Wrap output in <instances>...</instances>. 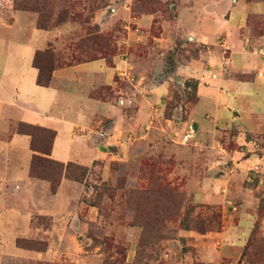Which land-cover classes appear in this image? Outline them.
Returning a JSON list of instances; mask_svg holds the SVG:
<instances>
[{"label": "crops", "instance_id": "obj_1", "mask_svg": "<svg viewBox=\"0 0 264 264\" xmlns=\"http://www.w3.org/2000/svg\"><path fill=\"white\" fill-rule=\"evenodd\" d=\"M175 6L167 19H158L157 13L131 15L127 4L121 5L122 9L114 7V15L106 16L105 9L95 12L92 24L99 33L108 29L107 20L125 18L119 23L122 33L115 41L119 52L110 62L99 57L55 66L50 84L44 87L36 83L34 55L49 48L55 39L59 42L62 30L71 27V22L42 30L36 27L35 13L13 9L12 0H0V200H23L17 206L0 204V264L51 260L50 249L63 247V240L57 241L55 235L68 232L67 226L52 227L45 252L16 246L17 238L35 233L30 228L32 213L26 197L34 200L36 192L34 180L27 174L30 138L14 131L18 123L55 131L50 150L53 160L91 167L97 161L116 158L115 154L136 142L152 141L155 135L170 139L174 128L162 122L169 121L165 110L171 87L174 81H193L195 100L186 115L193 121L195 140L205 144L216 140L220 129L231 132L236 147L230 153L223 150L224 160L218 162L226 158L229 168L244 177L253 164L264 162L262 148L252 139L264 132V64L258 53L262 41L246 34L250 16H264V0H178ZM133 27L144 33L143 41H137ZM178 40L183 45L195 42L193 45L202 50L166 71L162 56ZM134 43L141 47L142 57L129 52ZM124 71L131 79L119 76ZM235 173L226 179L237 190ZM219 180L211 179L208 185ZM12 186H18L14 193ZM64 188L62 184L50 196L55 206L42 212L53 220L68 212ZM209 191L206 202L212 196L221 197L220 189ZM243 195L246 206L253 208L255 198L248 190ZM39 203L36 200L33 205L39 208ZM222 205L225 209L223 199ZM93 209L90 206L89 221L97 219ZM240 214L241 224L232 238L228 237L234 249L244 242L252 219L250 214Z\"/></svg>", "mask_w": 264, "mask_h": 264}, {"label": "rangeland", "instance_id": "obj_2", "mask_svg": "<svg viewBox=\"0 0 264 264\" xmlns=\"http://www.w3.org/2000/svg\"><path fill=\"white\" fill-rule=\"evenodd\" d=\"M47 1V10L53 5L56 13L62 0ZM177 1L70 0L73 3L70 6L67 3V15L73 19L67 22H71V27L62 30L59 42L55 39L48 48L53 51L54 65L64 66L98 56L99 46L104 47L108 62L119 52L115 41L121 36L119 23L125 18L107 20L108 29L99 33L98 27L92 24V17L100 9H105V15L109 16L114 15V7L127 4L131 15L157 13L158 19H167L176 9ZM171 3L176 4L170 6ZM88 32L99 39L84 44ZM152 33H157L155 28ZM246 34L253 40L262 41L258 53L262 54L264 64V16H250ZM182 43L178 40L172 50L163 54L166 71H172L177 63L202 50L201 46L193 45L195 42ZM140 51L138 43L129 48L135 57H142ZM47 60L43 64H50ZM195 89L193 81H174L165 110L169 121L162 122L165 127L168 123L173 126L171 135L180 134L184 125L191 121L186 112L195 100ZM16 128L17 124L14 131ZM18 130L34 136V147H29L31 157L27 174L34 180L32 186L36 192L34 200L27 196L26 202L32 213L30 228L35 233L30 237H19L24 242V249L45 252L49 230L55 225L68 228L67 233L53 234L57 241L63 240L62 248L50 249L53 258H44L35 264H248L251 257L257 264L264 263V162L253 164L245 177L229 168L226 158L224 162H218L236 147L231 132L222 133L220 129L214 143L199 144L195 140L184 145L155 135L152 141L136 142L123 153L115 154L116 158L97 161L91 167L68 163V173H65L67 164L54 163L48 155L49 135L43 138L40 131L23 126ZM252 139L264 155V132ZM34 157H40L46 167L35 165L30 170ZM231 173L237 176L236 186L241 192H235L234 185L227 183L226 176ZM214 178L220 179L218 184L208 185ZM62 184L65 185L62 195L69 198L68 212L54 218L57 222L54 223L51 216L42 212L55 206L50 196L56 194ZM210 188L220 189L221 197L212 196L206 202ZM17 189L18 186H12L11 193ZM245 190L256 200L253 208L246 206ZM214 194L218 195L219 191ZM36 200L40 202L39 208L33 205ZM22 202L19 199L0 200V204L10 206ZM90 206L94 207L96 221L88 220ZM240 212L250 214L252 219L244 242L239 249H234L228 237L232 238L241 224Z\"/></svg>", "mask_w": 264, "mask_h": 264}, {"label": "trees", "instance_id": "obj_3", "mask_svg": "<svg viewBox=\"0 0 264 264\" xmlns=\"http://www.w3.org/2000/svg\"><path fill=\"white\" fill-rule=\"evenodd\" d=\"M47 2H48L47 0H13L12 6H13V9H15V10L29 11V12L35 13L37 15L36 26H37V28L42 29V30H49V29L55 28L56 26H58L62 23H65L68 20L73 19L67 15L68 5L70 6L73 3V2H70V0L60 1V4L58 3L59 6H57V12L56 13H55V8L53 5L49 10H47ZM67 3H68V5H67ZM98 39H99L98 36H95L94 34L88 32L83 43L84 44H92ZM99 49H101V51H100V54H98V56H91V57H88V59H86V60H93V59H96L99 57L100 58H106L107 54L103 52L104 47L99 46ZM39 57H41V58L39 59ZM46 59H48L47 62L49 61L50 64H48V65L43 64V61ZM33 65L38 69L36 83L40 86H44V87L48 86L50 84L51 72L56 66V65H54L53 51H51L48 48L45 50H42V51H36L34 58H33ZM67 65H69V64H67ZM195 88H196V85H195ZM18 124H17L18 128H20V126H23V127H29L31 130L40 131L43 134V138H45L46 135H49L50 148H49L48 155L50 156V150L52 147L54 137L56 135L55 131L51 130V129L43 128L40 126H36V125L26 124V123H18ZM18 128L15 129V132L28 135L30 137L29 146L34 147V143L32 141L34 136L31 133L22 132V131L18 130ZM40 143H41V146H43V143H44L43 140ZM33 151H36V150H33ZM38 152H40V151H38ZM40 153H41V155H47L45 152H40ZM35 158L36 157H34L32 164L30 163L31 164L29 166L30 170H32L35 165H39L42 168L46 167L45 162L42 159H40V157L36 158V159ZM41 158H44V157L41 156ZM52 161L54 163L63 164L62 162H59V161H56L53 159H52ZM68 163H71V162H68ZM68 163H66L67 165L64 167L65 173H68V169H69ZM23 243L24 242L22 239H19V238L16 239V246L17 247L26 248ZM28 247L31 248L32 246H28ZM251 259L252 260H250V262H248V264H257V262L252 257H251ZM104 264H106V263L104 262ZM259 264H264V263L261 262Z\"/></svg>", "mask_w": 264, "mask_h": 264}, {"label": "built area", "instance_id": "obj_4", "mask_svg": "<svg viewBox=\"0 0 264 264\" xmlns=\"http://www.w3.org/2000/svg\"><path fill=\"white\" fill-rule=\"evenodd\" d=\"M131 31L135 35L137 41L141 42L144 40L145 35L138 27H133ZM119 76L123 78L131 79V75H129L128 72L126 71L119 74ZM212 77H215V75H212ZM171 138L173 140H176V142L180 144H187L190 142H194L195 141V129H194L193 121L187 122L183 131L180 134H177V133L172 134Z\"/></svg>", "mask_w": 264, "mask_h": 264}]
</instances>
